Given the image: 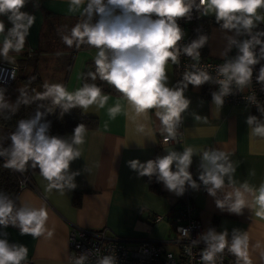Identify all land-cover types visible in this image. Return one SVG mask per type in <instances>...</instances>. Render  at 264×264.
Here are the masks:
<instances>
[{
  "label": "clouds",
  "instance_id": "9594fccd",
  "mask_svg": "<svg viewBox=\"0 0 264 264\" xmlns=\"http://www.w3.org/2000/svg\"><path fill=\"white\" fill-rule=\"evenodd\" d=\"M27 2L0 0V16H7L12 25L5 31V24L0 20V34L4 36L0 57L5 61L9 60L10 51L23 50L35 23V15L21 10ZM81 6L82 18L61 39L68 48L79 49L82 45L95 48V71L82 73L81 78L85 82L74 92H69L63 84L48 82L43 84L42 92L33 90L34 95H30L26 89H19L14 106L5 99L6 89L0 87V113L6 110L15 113L21 104L31 105L43 100L58 107L61 117L75 108L82 109L83 113H87L93 105L102 109L109 96L97 84L87 82L88 79H99L112 86L127 101L129 110L134 114L130 119L147 118L148 113L155 110L164 146L171 140L179 142L177 135L183 114L191 104L185 96L189 85L199 87L209 82L219 85L211 97L213 105L222 109L225 97L233 94V86L241 92L250 85L254 66L264 61V30L253 31L264 23V15L260 14V10H264V0H69L70 12L81 10ZM193 10L201 16L213 15L222 30L234 32L233 36L226 35L228 43L221 55L226 57L233 47L237 49V54L224 59L217 67L215 80L194 63L191 70H185L182 80L170 87L167 74L169 62L178 65L182 55L198 61L201 56L199 50L208 41V36L202 34L185 46L179 43L185 33L178 19H190ZM240 36L248 38L237 39ZM56 55L63 53L57 52ZM256 81L264 90V65L259 68ZM121 111L120 104L108 108L109 118L115 119ZM51 113L52 108L39 104L32 117L18 120L15 130L7 136L10 143L7 146L0 143V158L4 159V166L9 169L20 172L25 171L26 166L38 169L47 182L48 190L57 189L63 194L65 190L77 187L75 177L80 172L70 171V165L81 157L78 146L84 143L86 126L78 124L69 137L49 135L50 122L45 117ZM195 119L201 117L197 115ZM245 122L252 135L264 137V121L249 115ZM137 130L143 132L144 126L139 125ZM138 145L143 147V144ZM164 149L165 155L146 162L132 159L127 161V166L138 177L147 176L151 180L154 176L167 190L181 196L186 185L192 189L200 187L190 171L193 156L198 155V180L207 193L216 198L218 208L242 215L245 208L252 210L254 205L255 215L264 219V182L258 188L250 187L247 181L237 186L234 179L236 167L228 153L216 148ZM251 174L254 175V172ZM249 196L252 197L251 203ZM47 220L45 207L24 203L18 207L8 194L0 192V226L17 227L21 235L28 234L35 238L45 232ZM178 231L184 237L190 235L186 229ZM3 236L0 238V264H27V247L9 243L6 233ZM201 241L205 245L201 250L203 264H223L222 256L226 249L236 258V264H253L247 231L234 228L229 238L226 229L218 232L210 228L192 243ZM185 251L191 255V248ZM260 259L264 261V252L260 254ZM87 260L88 253H82L75 264H84ZM95 264H117V260L112 255H103L96 258Z\"/></svg>",
  "mask_w": 264,
  "mask_h": 264
},
{
  "label": "crops",
  "instance_id": "0c3cea01",
  "mask_svg": "<svg viewBox=\"0 0 264 264\" xmlns=\"http://www.w3.org/2000/svg\"><path fill=\"white\" fill-rule=\"evenodd\" d=\"M82 8L83 6L81 10L70 12L69 0H28L21 10L35 15V23L26 38L25 46L20 52L10 51L8 61L0 57V63L17 62L20 65L25 59V53L32 49L35 55L31 59L36 60L35 65L42 81L35 92H42L45 82L63 84L69 92H74L81 87L82 73L93 63L97 50L93 48L74 51L70 58L67 52L57 56V52L45 50L44 44L41 43V35L48 25L45 21V12L56 15L57 21L63 24L69 23V20L81 19ZM260 14L264 15V10H260ZM199 18L215 19L213 15H199ZM0 20L5 24V31L12 27L7 16H0ZM55 22L49 23L51 29L54 28ZM258 27L264 29V23H260ZM226 35L235 34L222 30L220 26L210 27L207 42L208 59L220 60L230 55L234 47L226 57L221 55L228 43ZM243 38L244 36L237 37L241 40ZM3 39V34H0V45ZM20 66L18 75H26L32 70ZM167 72L170 87L176 85L177 80H181V77L177 79L170 62ZM204 85L199 87L189 85L185 92L191 104L183 114L184 136L182 142L177 145L162 146L163 136L159 132L160 122L155 117V110H151L147 118L139 117L132 120L129 117L134 114L129 110L127 101L123 97L109 95L104 108L97 109L95 105L91 106L87 113L83 114L96 117L98 127L94 131H86L84 143L78 146L81 157L70 165V171L80 172L75 177L77 187L65 190L63 194L57 189L48 190L47 182L39 173H34L30 185L20 190L16 197L10 198L18 207L22 203L45 207L48 212L45 232L33 238L28 234L21 235L17 227L0 226V238H4L3 234L6 233L9 243L26 246L30 264H72L68 240L72 228L105 229L121 238L149 237L162 242L166 249V245H170L169 242L172 240L169 217L177 210L179 196L167 190L162 182H159L161 194H153L145 176L138 177V174L127 166V161L132 159H139L141 162L150 160L159 147L164 154H166L164 148L176 151H183L184 147L222 150L230 155L236 167L234 179L237 186L247 181L250 187L258 188L261 182H264V137L252 135L245 122L246 118L252 115V110L241 105L217 108L213 105L212 97L203 96ZM13 90L5 92V99L14 106L19 91L15 93ZM116 104L121 105L122 111L115 119H110L108 108ZM197 115L201 119H195ZM141 124L144 126L143 132L137 130ZM71 135L72 133H68L64 137ZM137 143L143 144V147ZM199 164L200 157L194 155L190 166L193 178L199 176ZM253 172L254 175L251 174ZM75 193L79 194L78 206L73 204ZM191 199L205 232L210 228H215L218 232L226 229L230 238L234 228L247 231L253 264H264L260 259V254L264 252V219L255 215L254 205L252 210L245 208L242 215H237L218 208L216 198L207 191L194 192ZM248 199L251 203L252 197L249 196ZM152 218L161 220L151 226Z\"/></svg>",
  "mask_w": 264,
  "mask_h": 264
},
{
  "label": "built area",
  "instance_id": "2783aa9c",
  "mask_svg": "<svg viewBox=\"0 0 264 264\" xmlns=\"http://www.w3.org/2000/svg\"><path fill=\"white\" fill-rule=\"evenodd\" d=\"M199 13L193 10L191 18H180L178 23L183 29L185 35L180 45L185 46L188 44L186 31L187 25L199 17ZM264 30L262 27H257L253 31ZM248 38L244 36L243 39ZM237 54V49L234 47L232 52L227 58H233ZM35 55L34 50L29 49L25 53V60H30ZM224 58V59H227ZM221 60H198L194 61L191 57L182 55L179 58V64L173 65L177 77L183 75L185 70H191V65L196 64L198 68L206 70L213 80L217 78V67L224 62ZM171 63V62H170ZM264 65V61L254 66L252 83L243 88L240 92L233 86V94L225 97L223 106H246L250 110L260 109L264 111V90L262 85L256 81L259 68ZM19 65L17 62L11 64L0 63V87L6 90L14 84ZM213 91H217L219 85L212 83ZM252 99H249V98ZM184 136V123L178 130L177 142L176 140L169 141L168 144H180ZM163 137L161 138V143ZM21 175L19 190L30 185L28 176ZM200 184L198 189H192L186 185V190L183 195L178 197L177 210L174 212L171 220L169 221V228L172 232V240L169 242L176 252L173 253L164 249L162 242L152 240L149 237L144 238H121L117 237L105 229L102 230H87L72 228L69 232V248H70V261L75 264L76 258L82 253H88V260L84 264H95V260L99 256L112 255L116 257L117 264H203L201 260V250L205 247L203 242L193 244V240L204 233L201 223L199 221L197 209L192 203L191 196L194 192H205L206 189L198 178H193ZM161 218H154V223L159 222ZM179 229H186L189 232V237L178 231ZM186 248H191V255L185 251ZM223 264H236V258L225 250L223 256ZM30 264V261L27 262Z\"/></svg>",
  "mask_w": 264,
  "mask_h": 264
},
{
  "label": "trees",
  "instance_id": "16d2710c",
  "mask_svg": "<svg viewBox=\"0 0 264 264\" xmlns=\"http://www.w3.org/2000/svg\"><path fill=\"white\" fill-rule=\"evenodd\" d=\"M79 20L80 19L69 20V23L67 25L61 26V28L56 30H54V28L52 30L43 29V33L41 35V43L44 44L43 46L45 47V50L49 49L53 52H67L70 54L69 56L70 58L72 57L74 51L93 49L92 47H89L87 45H82L79 49H76L75 47L68 48L61 39V36L66 34L67 31L72 26H74ZM45 21L47 22L57 21V17L56 15H52L48 12H45ZM211 26H219V25L216 23L215 19L212 18L204 19V18L196 17L195 21H192L187 25L186 37L188 43H190L194 39H197L199 35L202 34L207 35L209 38V30ZM199 51L201 54L199 60H203V61L212 60V59H208L207 57V43ZM35 63L36 60L34 59L28 61L24 59V61L20 64L24 66L23 69H26L27 65L28 68L32 69L30 70V73L26 74L25 76H22L19 79L20 85L24 89H26L30 95H34L35 92H33V90H36L42 84L41 77ZM20 65H19V70L21 68ZM88 71H95L94 63L89 64L87 69L84 71V73ZM180 77L182 80V75ZM17 78H18V73H17ZM178 78L179 77H177V79ZM16 81L17 80H15V82ZM178 81L179 80H177V82ZM84 82L85 79L81 78V86L83 85ZM87 82L95 83L98 86H100L103 90V93L106 95L113 97H122L119 93H117V91L112 86L108 85L104 81H101L99 79H97L96 81H91L90 79H88ZM7 91L8 90H6V92ZM212 92H213L212 83L211 82L205 83L204 90L202 92L203 96L210 98ZM39 104H43L45 108L53 109V113L48 114L45 117V119L50 122L49 135L64 137L65 134L73 133L74 128L80 123H83L86 126V131H94L98 127L97 118L93 116L84 115L82 109L79 108L72 109L68 113L63 114V116L61 117L60 109L58 107L51 105L48 100L36 101L31 105L21 104L18 110L15 111V113L7 110L0 113V143H2L4 146H7L10 143V141L7 140V136L9 133L15 130L17 121L20 119H26L32 117L35 114V111L37 110V106ZM252 115L256 116L259 120L264 121V112H262L260 109L252 110ZM162 155L165 154L162 148L159 147L156 149L151 159H155L156 157ZM34 173H39V170L33 169L30 166H26V170L23 172L6 168L4 166V159L0 158V192H4L9 196L16 197L20 192L19 190V185L21 181L20 174L28 176L30 180ZM145 179L148 182L150 191L153 194H161L160 184L159 182H157L154 176L151 178V180L147 176H145ZM73 204L75 206L79 205V194L77 193L74 194ZM170 218L171 217H169V219ZM153 224H154V218L151 219L150 225L152 226ZM212 224L214 225L215 222L213 221Z\"/></svg>",
  "mask_w": 264,
  "mask_h": 264
},
{
  "label": "rangeland",
  "instance_id": "374dc122",
  "mask_svg": "<svg viewBox=\"0 0 264 264\" xmlns=\"http://www.w3.org/2000/svg\"><path fill=\"white\" fill-rule=\"evenodd\" d=\"M50 22H48V25H47V27L45 28L46 30H52L51 29V25L49 24ZM52 24V23H51ZM68 23H66V22H64L63 24H61V23H59L58 21H56L55 23H54V30H56V29H59V28H61V26H64V25H67ZM28 65H29V63H28ZM28 65L26 66V68L28 67ZM28 73H30V72H28ZM23 76H25V75H23ZM22 76L21 75H18V78L16 79L17 81L14 83V85L11 87V88H9V89H7L8 91H12L13 89V91L15 92V93H17V91L20 89V87L23 89V87L20 85V83H19V79L21 78ZM17 84V86H15ZM14 86H15V88H14ZM7 91V92H8ZM169 238H171V235H170V237ZM166 250H168V251H171V252H173V253H175L176 252V248H174L172 245L170 246V245H166Z\"/></svg>",
  "mask_w": 264,
  "mask_h": 264
},
{
  "label": "bare ground",
  "instance_id": "6f19581e",
  "mask_svg": "<svg viewBox=\"0 0 264 264\" xmlns=\"http://www.w3.org/2000/svg\"><path fill=\"white\" fill-rule=\"evenodd\" d=\"M195 21V20H194Z\"/></svg>",
  "mask_w": 264,
  "mask_h": 264
}]
</instances>
